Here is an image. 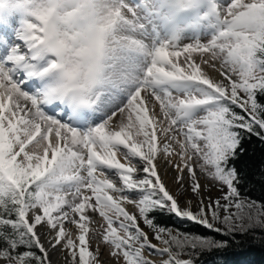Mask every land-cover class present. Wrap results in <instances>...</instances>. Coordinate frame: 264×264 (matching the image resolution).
<instances>
[{
  "label": "snow or ice",
  "instance_id": "6c2138e0",
  "mask_svg": "<svg viewBox=\"0 0 264 264\" xmlns=\"http://www.w3.org/2000/svg\"><path fill=\"white\" fill-rule=\"evenodd\" d=\"M259 96L264 0H0V264H105L102 249L115 264H194L227 246L154 212L264 230L234 163L245 133L264 141ZM198 173L220 198L205 202Z\"/></svg>",
  "mask_w": 264,
  "mask_h": 264
},
{
  "label": "trees",
  "instance_id": "16d2710c",
  "mask_svg": "<svg viewBox=\"0 0 264 264\" xmlns=\"http://www.w3.org/2000/svg\"><path fill=\"white\" fill-rule=\"evenodd\" d=\"M258 100L264 104V96H259ZM236 111L241 110L237 108ZM242 148L243 151L234 163L251 176L249 183L241 188L242 195L252 200L264 201V176L260 174L264 168V141L255 135L245 133ZM151 217L158 227L226 242L227 246L223 248L196 251L192 256L194 264H264V230L260 228L244 234L237 232L224 235L167 212H154Z\"/></svg>",
  "mask_w": 264,
  "mask_h": 264
},
{
  "label": "rangeland",
  "instance_id": "374dc122",
  "mask_svg": "<svg viewBox=\"0 0 264 264\" xmlns=\"http://www.w3.org/2000/svg\"><path fill=\"white\" fill-rule=\"evenodd\" d=\"M210 75H216L217 78H219L218 77V74L213 73L211 71H210ZM173 160L176 161V162H178L177 158H175V157H173ZM161 161L162 162H161L160 165H163V166H162V168L160 170L158 168V171H159L160 175L162 176V180L165 183L166 187L172 193L175 194L176 191H177V187H178L177 179L173 183L170 182V181H168V179L169 178H172V177L164 174V172H165L164 171L165 170V167L164 166L167 165L166 168H169L170 170H176V169H175V167L172 164L168 163L167 161H165V160H161ZM108 174H109L110 178L113 176V173L112 172H109ZM198 178H199L200 184L202 185L201 196L203 197V199L205 200V202H208L210 200L211 201H214V200L220 198V196L222 195L221 192L217 189V187H215V186L212 185V181L210 179L204 177L203 175H200L199 173H198ZM115 179L118 181V177H116ZM183 182H184L185 195L183 197H181V203H183L185 200H191L192 201L193 210H195V206H196L197 202L199 201L200 197H196L192 193V191H191L190 178L188 177V175L186 173L184 174V181ZM172 184H173V186L170 187L169 185H172ZM124 207L129 212H133V213L136 212V209L134 208L133 205L125 204ZM90 215L94 216V218L97 221L102 222V218L99 217V214L98 213H90ZM139 223H140L141 228L144 231L148 232L149 235H150V237H151L152 236V231L151 230H148L147 227L144 226L141 221H139ZM91 227H99V224L92 225ZM153 243H158V242L153 239ZM102 251L104 252L103 259L105 261V264H112V262L115 263L114 258H112L110 256V253L108 252L107 249H102ZM150 258L156 259L157 257L151 256Z\"/></svg>",
  "mask_w": 264,
  "mask_h": 264
},
{
  "label": "bare ground",
  "instance_id": "6f19581e",
  "mask_svg": "<svg viewBox=\"0 0 264 264\" xmlns=\"http://www.w3.org/2000/svg\"><path fill=\"white\" fill-rule=\"evenodd\" d=\"M161 160L159 161V163H158V168H159V170L162 168V166L163 165H160L161 164ZM165 167V172H164V174L165 175H168V176H171L172 178H169L168 179V181H170V182H175L176 181V179H177V175H178V173H177V170H170L169 168H166L167 167V165H165L164 166ZM170 187H172L173 186V184L172 185H169ZM52 260L54 261V262H58V264H63V261H64V257L62 256V255H60L59 253H53L52 254ZM112 264H115L114 262H112Z\"/></svg>",
  "mask_w": 264,
  "mask_h": 264
}]
</instances>
